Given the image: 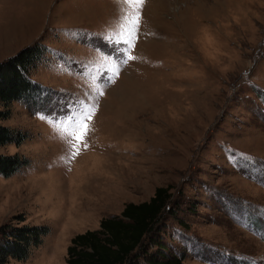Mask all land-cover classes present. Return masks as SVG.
<instances>
[{
  "label": "rangeland",
  "instance_id": "374dc122",
  "mask_svg": "<svg viewBox=\"0 0 264 264\" xmlns=\"http://www.w3.org/2000/svg\"><path fill=\"white\" fill-rule=\"evenodd\" d=\"M127 11L123 0H0V60L44 49L29 69L44 93L13 100L0 120L24 133L0 152L28 158L0 174V225L50 228L4 264H61L74 234L159 185L170 192L156 228L167 253L264 264V0H145L125 52L135 59L119 64L106 54ZM85 99L91 131L70 147L47 117Z\"/></svg>",
  "mask_w": 264,
  "mask_h": 264
},
{
  "label": "trees",
  "instance_id": "16d2710c",
  "mask_svg": "<svg viewBox=\"0 0 264 264\" xmlns=\"http://www.w3.org/2000/svg\"><path fill=\"white\" fill-rule=\"evenodd\" d=\"M43 52L39 44L26 45L0 60V120L9 116L13 100L33 104L44 93L42 85L29 76L30 67ZM23 138L24 133L0 122V145H18ZM26 163L28 158L20 152H0V174L4 176ZM169 198L168 187L159 185L149 199L128 201L119 213L102 216L97 228L71 237L61 264H186L181 256L167 253L157 236L156 228ZM22 221L12 217L0 225V264L9 257L25 259L50 231L47 225ZM151 246L155 250L151 251Z\"/></svg>",
  "mask_w": 264,
  "mask_h": 264
},
{
  "label": "snow or ice",
  "instance_id": "6c2138e0",
  "mask_svg": "<svg viewBox=\"0 0 264 264\" xmlns=\"http://www.w3.org/2000/svg\"><path fill=\"white\" fill-rule=\"evenodd\" d=\"M123 3L129 5V11L121 15L117 30L111 38L115 45L113 53L106 54L107 59L119 64H126L128 60L135 59L131 55L125 56V52L135 47V38L139 34L142 19L140 9L144 6L145 0H123ZM125 36H129L130 39H124ZM95 111L96 106L93 101L85 99L70 107L68 115L61 118L52 115L47 118L64 130L70 142H74L70 143V147H76L77 144H84L89 136L91 131L89 123ZM72 155H79V150L77 149ZM244 159L247 160L246 157Z\"/></svg>",
  "mask_w": 264,
  "mask_h": 264
}]
</instances>
